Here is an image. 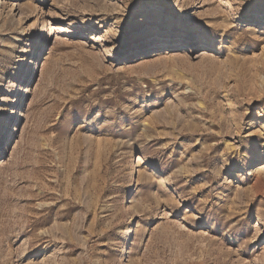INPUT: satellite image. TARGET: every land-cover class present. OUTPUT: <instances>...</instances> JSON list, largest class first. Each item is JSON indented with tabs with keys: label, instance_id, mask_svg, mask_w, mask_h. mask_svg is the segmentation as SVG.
Returning a JSON list of instances; mask_svg holds the SVG:
<instances>
[{
	"label": "rangeland",
	"instance_id": "rangeland-1",
	"mask_svg": "<svg viewBox=\"0 0 264 264\" xmlns=\"http://www.w3.org/2000/svg\"><path fill=\"white\" fill-rule=\"evenodd\" d=\"M91 6L0 0V264H264V0Z\"/></svg>",
	"mask_w": 264,
	"mask_h": 264
},
{
	"label": "bare ground",
	"instance_id": "bare-ground-1",
	"mask_svg": "<svg viewBox=\"0 0 264 264\" xmlns=\"http://www.w3.org/2000/svg\"><path fill=\"white\" fill-rule=\"evenodd\" d=\"M87 1V5L89 6V4H90V6L91 5H95V3L97 2V1H99V0H86ZM89 3V4H88ZM4 4H7L6 2H4L3 4H2V6H4ZM56 6V5H55ZM229 6V5H228ZM92 7V6H91ZM230 7V6H229ZM63 8V7H62ZM53 23V22H52ZM50 24V23H49ZM55 24V23H54ZM58 27V26H57ZM61 33L60 34H62V35H72V36H77V37H82L83 35H82V33L84 32V29H82V28H75V27H66L65 29H62L61 31H60ZM48 34V33H47ZM44 36H46V31L44 30L43 31V36L42 37H44ZM205 46V45H204ZM2 125H3V121H2V119L0 120V131H1V129H2ZM8 125V124H7ZM3 135L5 136L6 135V133H3ZM2 135H0V137H1ZM3 136V137H4ZM137 161H143V159H142V157H138V159H137ZM165 182H166V184H169L168 182H167V180L166 179H161V184H165Z\"/></svg>",
	"mask_w": 264,
	"mask_h": 264
}]
</instances>
